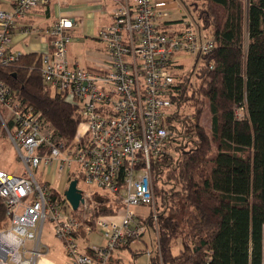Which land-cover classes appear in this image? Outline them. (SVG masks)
Instances as JSON below:
<instances>
[{"label": "built area", "instance_id": "1", "mask_svg": "<svg viewBox=\"0 0 264 264\" xmlns=\"http://www.w3.org/2000/svg\"><path fill=\"white\" fill-rule=\"evenodd\" d=\"M63 1L0 0V64L14 65L27 52L17 42L40 39L44 49L28 52L40 55L44 83L61 92L81 118L74 139L66 140L0 80V119L24 165L23 174L0 169L9 219L0 229V264H37L46 254L42 235L48 220L72 264H109L120 247L141 243L147 233L161 253L159 234L151 233L148 217L134 207L148 206L157 224L153 162L168 153L173 86L185 72L184 58L197 66L216 47L214 36L189 21L187 12L174 19L167 0H113L111 21L98 31L106 53L89 66L70 57L79 24L73 15L60 13L46 25L27 21L34 12L39 22ZM172 20L177 23L169 26ZM54 164L59 173L69 169L68 175L79 178L85 201L77 210L64 192L37 179L40 167ZM96 191L105 205L109 197L118 199L122 211L95 215ZM96 230L104 243L82 247L80 241ZM153 249L145 251L147 262Z\"/></svg>", "mask_w": 264, "mask_h": 264}, {"label": "trees", "instance_id": "2", "mask_svg": "<svg viewBox=\"0 0 264 264\" xmlns=\"http://www.w3.org/2000/svg\"><path fill=\"white\" fill-rule=\"evenodd\" d=\"M184 2L216 47L173 86L168 153L153 162L157 224L153 213L146 221L161 253L149 242L148 264H264V0H249L248 9L245 0ZM40 65L37 52H26L14 65L0 64V80L71 141L81 118L44 83ZM206 101L210 132L202 125ZM53 195L62 197L57 189ZM110 200H97L95 215L113 214ZM7 224L0 197V228ZM128 249L120 247L109 264H120Z\"/></svg>", "mask_w": 264, "mask_h": 264}, {"label": "rangeland", "instance_id": "3", "mask_svg": "<svg viewBox=\"0 0 264 264\" xmlns=\"http://www.w3.org/2000/svg\"><path fill=\"white\" fill-rule=\"evenodd\" d=\"M97 2H103L106 3L108 1L106 0H95ZM185 0H169L172 5H174L176 8L171 9V14L177 15L178 13L181 14L182 10L183 12L188 13V20L189 21H194L189 10L187 9L185 5ZM195 0H187V3L192 5V2ZM202 4V3H201ZM245 6L248 9L249 7V0H245ZM113 8V7H112ZM56 17V14L53 12L51 15H48L46 12V15L39 21L36 22L35 17H34V12H32L28 18L27 21L31 23H36L39 25H46L48 24L52 19ZM110 17L111 20V13L109 15H101L99 12L94 14V19L92 21V18H89V14L85 13H78L77 17L78 18V29H76L73 32V40L72 43L70 44V57L71 59L73 58H78L80 62H84L85 57H91L96 55L97 53H106V46L103 41L98 39V31L100 28H102L105 24L109 23L108 18ZM107 21V22H106ZM95 36V37H94ZM20 39V38H19ZM18 39V40H19ZM26 49L28 50H35V49H44L43 44L40 42V39L36 38H29L24 39ZM248 44V36H247V29H246V35H245V45L247 46ZM18 45V44H17ZM20 45V44H19ZM16 46V44H15ZM19 47V46H18ZM76 55V56H75ZM104 55H102L103 59ZM83 60V61H82ZM183 65H184V70L188 71L190 70L195 63V60L193 58H184L182 60ZM196 77V76H195ZM196 81V79H194ZM203 115H202V125L204 128L210 132L211 129V113L209 109V104L208 101L203 104ZM192 110L190 107L188 109V112ZM244 110H241V115H243ZM0 169H4L8 172L15 173V174H23L24 172V165L23 163L18 159L16 151L10 142L8 132L6 131L3 121L0 119ZM69 169L65 170L64 172L59 173L57 170L56 165H52L50 167H40L36 172V177L40 182H49L53 186H55L58 190L64 192L65 189L68 187L70 183V177L68 175ZM94 199L101 201L104 198L102 197L101 194L97 193ZM113 208L116 209L115 212L110 211V213H120L122 211L121 204L118 202V200L114 199L113 197L111 198ZM136 214L141 215V216H146L147 218L151 214V209L148 206H136L134 207ZM8 219V217H7ZM8 224H9V219H8ZM7 224V226H8ZM6 227V226H5ZM4 228V227H2ZM52 228V223L48 220L46 222V227L44 233L47 234L49 231H51ZM1 229V228H0ZM152 233V232H151ZM52 234V233H50ZM153 234V233H152ZM91 239L94 241H91L89 243H97V244H103L104 243V236L100 233L93 234L91 236ZM81 246L85 247L88 243L84 241H80ZM150 242V240H149ZM139 242H133L130 244V248L128 250L122 251L121 254L118 256L120 259L119 262L120 264H134L133 257L139 256L141 253L146 251V248L148 247H142V246H137L139 245ZM149 243L147 244V246ZM131 250V251H130ZM176 252H178L177 248H174ZM133 255V256H132ZM138 258H141L142 261H145L147 259V255L143 254L140 255ZM140 261V260H139ZM138 261V262H139Z\"/></svg>", "mask_w": 264, "mask_h": 264}, {"label": "crops", "instance_id": "4", "mask_svg": "<svg viewBox=\"0 0 264 264\" xmlns=\"http://www.w3.org/2000/svg\"><path fill=\"white\" fill-rule=\"evenodd\" d=\"M106 1H108V2L103 3V2H97L95 0H64L61 4L62 6L61 7L56 6L53 9V12L56 14V17L58 16V14L63 13V14H71L75 18L77 17L78 13H82L84 15H85V13H88L89 18H92V21H93L94 14H96L97 12H99V14H101V15L107 16V15H109L111 10L113 9L112 7H114V5H115L114 1L113 0H111V1L106 0ZM175 8L176 7L174 5H172V3H170V9H175ZM180 15H181L180 13H178L177 15L172 14V17L174 19H176V18H179ZM107 18L109 20L108 22H110L111 21L110 17H107ZM76 20H78V18H76ZM17 44H16V46L17 47L19 46L18 47L19 49H23L24 51H27V52L30 51V50L26 49V47H23L25 45L22 42H17ZM21 45H23V46H21ZM31 51H33V50H31ZM102 54H104V53L99 52L96 55L91 56L89 58L85 57V58H83L84 59L83 63H85L86 65H89V66H95L101 60L100 57H102ZM44 231H45V229H44ZM50 233H52V234H50ZM96 233L100 234L99 230L94 231L90 235V237L87 240L88 243L91 241H94L91 239V236L93 234H96ZM149 240H150V234L147 233L145 235V237L143 238L142 242L137 246H142V247L146 248L149 246V245L147 246V244L149 243ZM42 242L45 244L46 254L38 259L37 264H72L71 259L69 258V256L65 252V249H64L62 242L55 236L53 227L51 228V231H49L47 234H45L43 232ZM95 244H97V243H95ZM139 256L131 258V259H133L134 264H148L147 259L145 261H142L141 258H138Z\"/></svg>", "mask_w": 264, "mask_h": 264}, {"label": "water", "instance_id": "5", "mask_svg": "<svg viewBox=\"0 0 264 264\" xmlns=\"http://www.w3.org/2000/svg\"><path fill=\"white\" fill-rule=\"evenodd\" d=\"M64 195L71 203L73 209L77 210L80 204L85 201L83 191L78 187V180L72 179L64 191Z\"/></svg>", "mask_w": 264, "mask_h": 264}]
</instances>
